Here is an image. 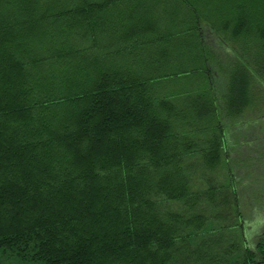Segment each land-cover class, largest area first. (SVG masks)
<instances>
[{
    "label": "trees",
    "instance_id": "16d2710c",
    "mask_svg": "<svg viewBox=\"0 0 264 264\" xmlns=\"http://www.w3.org/2000/svg\"><path fill=\"white\" fill-rule=\"evenodd\" d=\"M254 124L264 0H0V264H264Z\"/></svg>",
    "mask_w": 264,
    "mask_h": 264
},
{
    "label": "rangeland",
    "instance_id": "374dc122",
    "mask_svg": "<svg viewBox=\"0 0 264 264\" xmlns=\"http://www.w3.org/2000/svg\"><path fill=\"white\" fill-rule=\"evenodd\" d=\"M251 127L249 125L233 126L229 129L228 143L230 148L228 154L236 165L238 178L239 176L244 177L247 170L251 172L249 181L247 183L241 182L240 187L243 191V193H240L241 210L244 213L245 220L251 222L248 229L251 230V224L253 226V224L259 223L260 231L261 228H264V210L260 209L259 204L254 205L253 203H259V201L264 203V156L259 157L254 149L257 146L259 147V144L264 145V127L259 124H254ZM254 155H256V158L253 159L254 166L251 167V157ZM218 175L217 178L223 180V176ZM179 207H181L180 204ZM221 223L225 225L227 222ZM248 242L251 249L254 250L255 237H249Z\"/></svg>",
    "mask_w": 264,
    "mask_h": 264
}]
</instances>
